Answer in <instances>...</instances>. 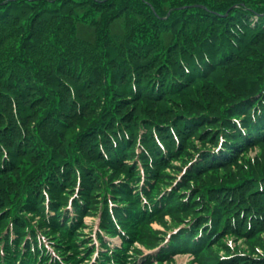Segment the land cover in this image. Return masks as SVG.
<instances>
[{"label": "trees", "instance_id": "1", "mask_svg": "<svg viewBox=\"0 0 264 264\" xmlns=\"http://www.w3.org/2000/svg\"><path fill=\"white\" fill-rule=\"evenodd\" d=\"M46 14L55 19L44 22ZM253 16L260 17L255 26ZM121 18L131 20L125 33L116 27ZM88 21L98 22L94 33L84 27ZM76 32L86 47L74 45L70 34ZM184 117L201 119L181 130L176 124ZM155 127L170 159L188 149L190 138L215 143L223 131L225 148L233 152L246 133H264V0H0V232L2 223L16 222L22 233L32 215L37 226L55 228L54 240L65 244L56 219L45 218V193L58 211L79 178L89 212L107 183L103 176L115 201L133 205L120 200L126 190L113 183L119 177L140 182L139 164L131 167L140 138L152 159L164 160ZM174 136L185 142L178 149ZM141 160L156 181L162 166L145 153ZM232 182H218L222 190L202 210L213 229L223 231L219 239L243 238L238 215L263 205L255 181L250 195L248 187L234 201L230 194L221 200ZM184 207L186 215L201 205ZM228 251L226 258L247 254ZM210 264H264V254L224 261L218 253Z\"/></svg>", "mask_w": 264, "mask_h": 264}, {"label": "rangeland", "instance_id": "2", "mask_svg": "<svg viewBox=\"0 0 264 264\" xmlns=\"http://www.w3.org/2000/svg\"><path fill=\"white\" fill-rule=\"evenodd\" d=\"M116 8L117 6L108 8L107 10H110V12H112ZM41 18L46 23L50 22V20L55 19L49 16L48 14L42 15ZM45 18L46 20H44ZM79 23L82 22L77 18L76 24ZM93 24L94 23H92V21H88V25H85L84 27L91 28L94 33ZM39 26H41V24L36 23V27ZM116 27L117 29L119 28L120 32H122L123 28L125 27L124 20L121 19L117 23ZM84 34H89V32L85 31ZM94 49H97L95 44H94ZM4 57L6 58V56ZM186 145L188 149L183 151V153L179 156L180 158L179 157L173 158L169 162V166L160 168L159 173L162 172V175H158V178L155 181L159 190L163 188H170L175 184H178V188H177L178 190L181 189V191L187 192L192 188H194L195 186L204 187L211 183L232 182V181H236L240 176H244L247 174L264 173V143H263L258 146L253 145L251 148L249 147L242 149V147H239L238 149H234L235 150L233 151L234 155L233 152H231L233 157L236 155L239 156L241 155L239 158H237V161L233 162L232 160L228 159L224 162V165H221L219 163L211 164L214 167L209 168L208 170L206 169L208 168L209 165L206 164L205 166L206 169H203L206 171L196 170L194 174H196L197 176L192 178L185 177L184 179H182L186 174L185 168L189 166V163L191 162V160L189 159H191L190 156L192 155V150L194 146L204 145V143L200 142L197 138H190V144L186 143ZM241 151L242 152L245 151V152L241 154ZM186 153H188L189 155H187ZM181 180L183 181L182 184L180 183ZM254 189L255 187H249L246 195H250V193ZM191 192H193V189ZM194 198H200V200L197 199L198 203L200 201L199 204H201L202 207L205 206L206 202L203 200L204 197L201 196V193L197 192L194 195ZM181 218H187V217H181ZM177 221L178 220H174L171 216H165L150 224L149 227H146L144 229L143 235L140 238L141 241H139V243L134 244L132 246L129 254L132 256L140 255L142 252L155 248L162 241V238L166 236L168 232H170L174 227L183 224V223H176ZM96 226H97V217L93 214V212H89L85 217V226L80 229L79 236L77 238L80 240L88 238L87 240L91 241L92 238L95 237L94 233L96 230ZM254 233L255 234L253 236L248 238L235 237L233 234L221 237L216 242L215 245H212L208 249L205 256L202 257L203 260H200L199 263L201 264L203 261H207V263H202V264H209V259L212 258L214 259V257L220 252L228 253L229 252L228 250L232 248H235L239 252H245L249 255L262 256L264 254V229H262L261 231L257 230ZM236 236L241 237V235H236ZM110 241L114 244H119L118 238L111 239ZM85 246H87V244H81L79 245V249L82 250V248H84ZM189 258L187 257V255H178L175 256L173 259L168 260L165 263L162 262L158 264H198V260L190 261Z\"/></svg>", "mask_w": 264, "mask_h": 264}]
</instances>
